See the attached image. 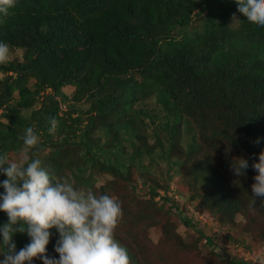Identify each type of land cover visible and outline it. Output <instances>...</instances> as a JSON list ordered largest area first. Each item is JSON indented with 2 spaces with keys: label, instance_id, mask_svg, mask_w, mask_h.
Segmentation results:
<instances>
[{
  "label": "trees",
  "instance_id": "obj_1",
  "mask_svg": "<svg viewBox=\"0 0 264 264\" xmlns=\"http://www.w3.org/2000/svg\"><path fill=\"white\" fill-rule=\"evenodd\" d=\"M237 9L235 0H16L0 24V42L21 50L0 65V154L20 159L32 127L51 177L115 197L114 238L130 264H259L219 251L233 229L264 248V202L253 204L251 189L264 151V27ZM240 156L249 168L236 176ZM50 232L46 254L59 259ZM13 242L18 252L30 238Z\"/></svg>",
  "mask_w": 264,
  "mask_h": 264
},
{
  "label": "clouds",
  "instance_id": "obj_2",
  "mask_svg": "<svg viewBox=\"0 0 264 264\" xmlns=\"http://www.w3.org/2000/svg\"><path fill=\"white\" fill-rule=\"evenodd\" d=\"M235 2L247 21L264 27V0ZM15 3L16 0H0V24L11 15L10 9ZM232 20H238L235 13ZM9 59V45L0 42V65ZM49 124L48 132L54 135L58 121L51 118ZM21 139L19 162L0 154V173L7 177L0 182L4 189L0 194V211L8 216V223L0 226V247L3 248L0 255L4 257L0 264H31L34 258L41 259L43 264H130L128 250L114 238L122 216L118 200L107 194L97 195L92 188H74L67 180H55L32 151L40 143L34 129L27 127ZM251 167L257 173L251 186L252 203L257 202L256 198L264 202V151L259 153L258 162L253 160ZM247 168L249 162L242 156L230 161V170L236 176L244 175ZM53 228L59 233L54 249L59 259L46 254ZM16 233H27L30 238V243L18 252L13 242ZM257 259L259 264H264V253H258Z\"/></svg>",
  "mask_w": 264,
  "mask_h": 264
},
{
  "label": "rangeland",
  "instance_id": "obj_3",
  "mask_svg": "<svg viewBox=\"0 0 264 264\" xmlns=\"http://www.w3.org/2000/svg\"><path fill=\"white\" fill-rule=\"evenodd\" d=\"M13 57H19L20 58L21 57V50L20 49H16V48L15 49H10V59H12ZM83 106L87 107V104L83 103ZM13 160L14 161H19V157L15 156ZM159 169L164 171L165 170V166H160ZM155 174H157V173H155ZM100 182L101 181L98 180L97 183H100ZM176 184L177 183H174L172 185L174 187L173 192H175L177 195H181L180 193H178L179 189H177L178 186ZM145 189L146 188H144L142 186V184H140V182H139V184H138L139 193L145 194ZM159 191H162V190L160 189ZM173 192H170V194H172ZM182 198H185V197L182 195ZM182 198H180V199H182ZM205 219L206 220H204V221L207 222V224L211 223L210 219H207V218H205ZM160 229L161 228L159 226V227H154V228H152L151 230L148 231V234H149L150 238L153 240V242L157 241V239L159 237V234H160ZM213 230L214 231L217 230V227H215ZM176 231L181 235V237L185 240V242L187 244L192 242V240H193V234H192L193 232H192V230H187V228L184 225L179 223L177 228H176ZM234 236L237 237V238H242L243 240H241V241L244 242V243H248L249 242L252 245V247H253L252 253L249 254L248 252H246L243 249L244 247H242V246L234 245L236 243L234 238H233ZM219 246H220V249H221L219 251L223 255V257H233L234 256V257H238L239 258V257H243L244 256L245 259H247V258L250 259V260L256 259V261H258L257 254L258 253H264L263 244L260 245V247H259L258 243L250 241L249 238H246L243 235H241V232H240L239 229H233L232 230V234H231V236H230V238L228 240L227 239L225 240V239L221 238ZM189 258H191V261L193 260L192 256H190Z\"/></svg>",
  "mask_w": 264,
  "mask_h": 264
}]
</instances>
